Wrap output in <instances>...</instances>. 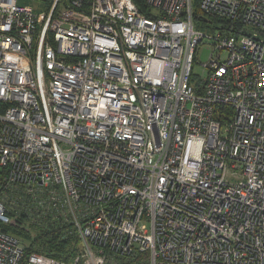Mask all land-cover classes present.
<instances>
[{
    "label": "built area",
    "instance_id": "2783aa9c",
    "mask_svg": "<svg viewBox=\"0 0 264 264\" xmlns=\"http://www.w3.org/2000/svg\"><path fill=\"white\" fill-rule=\"evenodd\" d=\"M36 1L0 0V264H264V0Z\"/></svg>",
    "mask_w": 264,
    "mask_h": 264
},
{
    "label": "trees",
    "instance_id": "16d2710c",
    "mask_svg": "<svg viewBox=\"0 0 264 264\" xmlns=\"http://www.w3.org/2000/svg\"><path fill=\"white\" fill-rule=\"evenodd\" d=\"M139 9L152 16V8L147 3V0H133ZM85 3L90 0H84ZM195 19H198L199 3L196 5L193 2ZM214 22H225L226 19L213 18ZM232 106L217 105L215 108L216 118L226 121L232 115ZM11 222L6 225L5 229L26 242L25 256L28 257L32 252L43 253L53 258H61L69 260V258L78 252L76 235L70 233V225L65 226L59 220L45 219L42 222L33 221L27 214L11 211ZM113 263L116 264H150L149 253L136 251L135 253L123 256L115 254Z\"/></svg>",
    "mask_w": 264,
    "mask_h": 264
},
{
    "label": "rangeland",
    "instance_id": "374dc122",
    "mask_svg": "<svg viewBox=\"0 0 264 264\" xmlns=\"http://www.w3.org/2000/svg\"><path fill=\"white\" fill-rule=\"evenodd\" d=\"M197 1L199 3L198 8H200V1L201 0H193L195 5H196ZM29 2L33 3L34 5L41 6V7L44 6V2L43 1L29 0ZM193 8H194V6H193ZM196 27L199 28V29L207 31L208 33H214V30H211V28H209L207 26H204L199 21L196 22ZM209 53H210V50L207 49V48H204L202 54L200 55V61L206 62L208 60ZM195 70L201 72V70H202L201 65L197 64L196 67H195Z\"/></svg>",
    "mask_w": 264,
    "mask_h": 264
}]
</instances>
